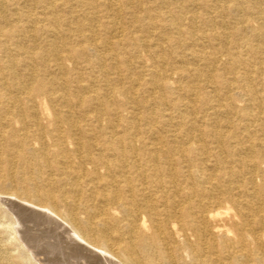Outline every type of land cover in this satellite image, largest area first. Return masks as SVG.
Here are the masks:
<instances>
[{
	"label": "bare ground",
	"instance_id": "1",
	"mask_svg": "<svg viewBox=\"0 0 264 264\" xmlns=\"http://www.w3.org/2000/svg\"><path fill=\"white\" fill-rule=\"evenodd\" d=\"M10 197L89 264H264V0H0V264H52Z\"/></svg>",
	"mask_w": 264,
	"mask_h": 264
},
{
	"label": "rangeland",
	"instance_id": "2",
	"mask_svg": "<svg viewBox=\"0 0 264 264\" xmlns=\"http://www.w3.org/2000/svg\"><path fill=\"white\" fill-rule=\"evenodd\" d=\"M10 198H11L12 201L9 202V203L7 202L8 204L5 203V205L7 207H9L8 209L10 211H12L16 215L18 214V216L21 218V222H20L21 224H20V226L22 224H25V225H22V226H25V229H26V230L24 229V233H25V235H27V238L30 241L32 240L31 242L34 243V245L36 246V248L41 251V253L38 254L39 257L42 256L43 258L51 259V261L53 260L52 261V264L54 263V261H55L54 264H60V263L61 264H78V263L79 264H89V262H86L84 260H86V257H90V256H85V257L83 256V258H85V259H83V258H80V257L77 258V256L74 255V252L73 251H75V253H77L78 250L79 251H83V250L81 248H79L76 239L73 236H70L66 232L65 228L59 222H57L56 220H54L53 218H51V216L48 215L47 213L45 215H41V214H38L37 212L30 211V209H24V207H22L21 205H19V203L16 200L14 201V199H15L14 197H13V199H12V197H10ZM12 206H13V208H12ZM41 211H44V210H41ZM42 214H44V213L42 212ZM43 216H45V217H43ZM58 225H60V226H58ZM28 227H29V229H27ZM22 228H24V227H22ZM57 230H59V231H57ZM49 231H50V233H49ZM28 234H29V236H28ZM55 234H56V236H55ZM46 235H47V237H46ZM50 236H51V238H50ZM36 238H37V240H36ZM92 253L94 255L96 254L95 252H92ZM63 261H65V262H63Z\"/></svg>",
	"mask_w": 264,
	"mask_h": 264
}]
</instances>
